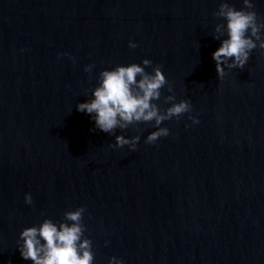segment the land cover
<instances>
[{
	"label": "water",
	"instance_id": "95a60500",
	"mask_svg": "<svg viewBox=\"0 0 264 264\" xmlns=\"http://www.w3.org/2000/svg\"><path fill=\"white\" fill-rule=\"evenodd\" d=\"M223 2L0 0V264H33L22 231L81 207L93 264H264V49L218 77ZM145 59L173 89L154 103L192 106L154 144V121L109 134L77 110L102 71Z\"/></svg>",
	"mask_w": 264,
	"mask_h": 264
},
{
	"label": "clouds",
	"instance_id": "9594fccd",
	"mask_svg": "<svg viewBox=\"0 0 264 264\" xmlns=\"http://www.w3.org/2000/svg\"><path fill=\"white\" fill-rule=\"evenodd\" d=\"M244 10H236L225 0L219 10L214 14L217 19L226 21L215 26L213 37L221 40V46L213 53L216 62L218 77L223 79L228 69H244L254 49H264V23L258 22L257 12L254 10L252 0H243ZM227 37L221 39L222 37ZM259 42V43H257ZM138 45L129 44L135 49ZM144 67L138 64L130 66H117L114 70H105L100 73L99 86L93 92L94 98L89 102L81 103L77 110L93 117L96 128L113 134L117 128L126 130L139 123H152L158 130L148 135L145 143L154 144L161 137H167L170 132L161 127L165 121L179 118L192 111L188 101L175 103L176 97H164V102L172 106L161 110L157 103L162 98L161 89L168 85L161 66L153 68V73L146 72L152 66V61L145 59ZM93 66L89 65L85 71L91 72ZM139 78V79H138ZM172 92V86L168 85ZM193 123L199 120L190 117ZM140 141V136L126 139L124 136L116 137V144L120 148L128 145L132 151ZM25 202L33 203L32 196L26 195ZM86 209L81 207L76 211L64 214L66 222L57 225L52 220H45L38 227L26 228L21 233L24 242L19 248L24 260L33 264H93L95 259L92 251V241L83 238L85 226L83 215ZM67 222H72L71 224ZM110 264H123V261L112 258Z\"/></svg>",
	"mask_w": 264,
	"mask_h": 264
}]
</instances>
